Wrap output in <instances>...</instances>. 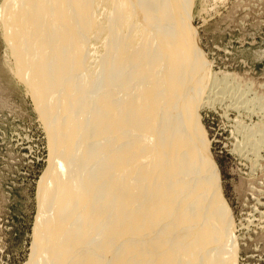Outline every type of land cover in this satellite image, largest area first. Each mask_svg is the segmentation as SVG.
I'll list each match as a JSON object with an SVG mask.
<instances>
[{
	"label": "bare ground",
	"instance_id": "6f19581e",
	"mask_svg": "<svg viewBox=\"0 0 264 264\" xmlns=\"http://www.w3.org/2000/svg\"><path fill=\"white\" fill-rule=\"evenodd\" d=\"M190 2L7 0L15 75L51 141L32 264H235L195 123L234 79L189 55ZM250 131L257 155L264 132Z\"/></svg>",
	"mask_w": 264,
	"mask_h": 264
},
{
	"label": "rangeland",
	"instance_id": "374dc122",
	"mask_svg": "<svg viewBox=\"0 0 264 264\" xmlns=\"http://www.w3.org/2000/svg\"><path fill=\"white\" fill-rule=\"evenodd\" d=\"M6 2L0 0V264H32L38 187L50 166L51 141L15 75L1 23ZM189 7V55L207 65L208 80L229 76L236 88L224 103L200 111L198 138L231 223L235 264H264V136L257 155L244 136L264 132V0H191ZM231 102L246 109L228 107Z\"/></svg>",
	"mask_w": 264,
	"mask_h": 264
}]
</instances>
